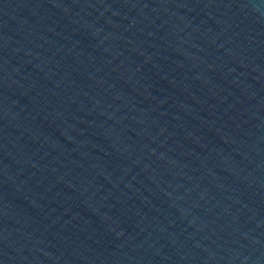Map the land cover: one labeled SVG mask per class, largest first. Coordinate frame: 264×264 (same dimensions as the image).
<instances>
[{"label": "water", "instance_id": "95a60500", "mask_svg": "<svg viewBox=\"0 0 264 264\" xmlns=\"http://www.w3.org/2000/svg\"><path fill=\"white\" fill-rule=\"evenodd\" d=\"M0 264H264V0H0Z\"/></svg>", "mask_w": 264, "mask_h": 264}]
</instances>
